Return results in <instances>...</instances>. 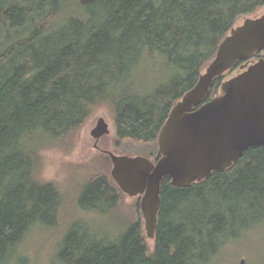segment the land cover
<instances>
[{
  "label": "trees",
  "instance_id": "trees-1",
  "mask_svg": "<svg viewBox=\"0 0 264 264\" xmlns=\"http://www.w3.org/2000/svg\"><path fill=\"white\" fill-rule=\"evenodd\" d=\"M263 8L264 0H0V264H23L18 251L31 229L61 223L63 195L38 174L42 148L74 135L104 105L114 114L118 149H153L223 39ZM121 192L113 178L96 174L77 205L110 214ZM161 200L152 250L140 219L114 240L73 219L60 261L220 264L229 240L264 225V146L190 186L165 178Z\"/></svg>",
  "mask_w": 264,
  "mask_h": 264
},
{
  "label": "water",
  "instance_id": "water-1",
  "mask_svg": "<svg viewBox=\"0 0 264 264\" xmlns=\"http://www.w3.org/2000/svg\"><path fill=\"white\" fill-rule=\"evenodd\" d=\"M79 1L87 5L96 0ZM257 52L262 53L257 61L243 64L241 72L222 83L219 95L205 101L218 77ZM110 131L100 117L91 134L99 141ZM158 145L161 155L155 161L145 155L103 151L112 160L111 175L119 188L141 196L146 236L151 239L165 178L174 186H190L232 167L248 149L264 146V11L246 17L223 39L197 84L172 107Z\"/></svg>",
  "mask_w": 264,
  "mask_h": 264
},
{
  "label": "rangeland",
  "instance_id": "rangeland-1",
  "mask_svg": "<svg viewBox=\"0 0 264 264\" xmlns=\"http://www.w3.org/2000/svg\"><path fill=\"white\" fill-rule=\"evenodd\" d=\"M263 11L264 8L254 16ZM244 19L245 17L240 19L237 25L241 24ZM258 59L254 58V61ZM243 64L227 72L226 78H231L241 72ZM220 93L221 90L217 95ZM100 117L106 119L111 130L109 134L101 137L99 141L101 149L95 146V138L91 134V130L96 126ZM116 142L117 132L113 111L110 107L103 105L97 108L91 118L74 135L40 150L39 177L44 181L54 182L63 195L60 209L61 223L56 227L36 226L31 229L18 251L24 257L23 264H63L58 256L59 249L64 240L65 226L68 227L73 219L86 221L90 228L107 240L118 239L132 222L140 219L146 235L141 196H130L121 192L120 203L115 210L106 215L84 211L77 205L78 194L92 176L105 174L112 178V160L102 149L112 150L119 154L145 155L154 161L159 152L161 153L158 143L156 147H152L153 149L138 154L118 149ZM151 152L153 156L147 155ZM249 230H243L239 237L232 238L224 245V250L217 259L220 264H242V259H244L243 264H259L260 261H264V225L252 227ZM146 240L152 250L154 239L147 237Z\"/></svg>",
  "mask_w": 264,
  "mask_h": 264
},
{
  "label": "flooded vegetation",
  "instance_id": "flooded-vegetation-1",
  "mask_svg": "<svg viewBox=\"0 0 264 264\" xmlns=\"http://www.w3.org/2000/svg\"><path fill=\"white\" fill-rule=\"evenodd\" d=\"M100 139H101V138H100ZM99 141H100V140H99ZM99 141H97V140L95 139V146H96L97 148L101 149L100 146H99ZM104 150H106V149H102V151H104Z\"/></svg>",
  "mask_w": 264,
  "mask_h": 264
}]
</instances>
